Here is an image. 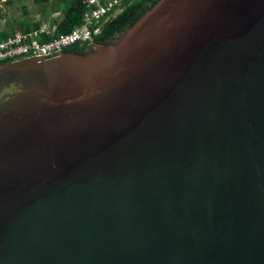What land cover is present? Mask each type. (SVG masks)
Returning <instances> with one entry per match:
<instances>
[{
    "label": "water",
    "instance_id": "obj_1",
    "mask_svg": "<svg viewBox=\"0 0 264 264\" xmlns=\"http://www.w3.org/2000/svg\"><path fill=\"white\" fill-rule=\"evenodd\" d=\"M0 264H264V0L0 64Z\"/></svg>",
    "mask_w": 264,
    "mask_h": 264
},
{
    "label": "built area",
    "instance_id": "obj_2",
    "mask_svg": "<svg viewBox=\"0 0 264 264\" xmlns=\"http://www.w3.org/2000/svg\"><path fill=\"white\" fill-rule=\"evenodd\" d=\"M125 0H86L81 23L65 34L53 36L56 26L40 23L29 32L14 31L4 38L0 37V64L24 57H35L52 51L65 50L72 45L89 44L94 36L100 34L101 26L115 17ZM42 36H48L41 42Z\"/></svg>",
    "mask_w": 264,
    "mask_h": 264
},
{
    "label": "trees",
    "instance_id": "obj_3",
    "mask_svg": "<svg viewBox=\"0 0 264 264\" xmlns=\"http://www.w3.org/2000/svg\"><path fill=\"white\" fill-rule=\"evenodd\" d=\"M158 0H125L122 10L112 19L106 21L101 26L100 34L94 36L93 41L100 44L109 43L116 35L120 34L125 28L131 26L145 11L151 8ZM53 10L59 9L62 14L61 21L56 23V28L53 36L65 34L72 30V28L81 23L82 13L85 10V3L82 0H54ZM38 28L35 26L34 29ZM33 30V29H32ZM31 30L25 29L21 32H29ZM1 38L6 37L1 36ZM50 37L42 36L41 42H45ZM86 44L72 45L65 52L85 53L83 51Z\"/></svg>",
    "mask_w": 264,
    "mask_h": 264
},
{
    "label": "crops",
    "instance_id": "obj_4",
    "mask_svg": "<svg viewBox=\"0 0 264 264\" xmlns=\"http://www.w3.org/2000/svg\"><path fill=\"white\" fill-rule=\"evenodd\" d=\"M5 1L0 15V35L14 31L34 30L40 23L49 26L61 21L59 9L53 10L54 0H1ZM13 16V17H12Z\"/></svg>",
    "mask_w": 264,
    "mask_h": 264
},
{
    "label": "flooded vegetation",
    "instance_id": "obj_5",
    "mask_svg": "<svg viewBox=\"0 0 264 264\" xmlns=\"http://www.w3.org/2000/svg\"><path fill=\"white\" fill-rule=\"evenodd\" d=\"M100 43L98 42H94V41H91L89 44H87L83 51H89V50H93L94 48H96Z\"/></svg>",
    "mask_w": 264,
    "mask_h": 264
},
{
    "label": "rangeland",
    "instance_id": "obj_6",
    "mask_svg": "<svg viewBox=\"0 0 264 264\" xmlns=\"http://www.w3.org/2000/svg\"><path fill=\"white\" fill-rule=\"evenodd\" d=\"M4 3L5 1H1L0 0V11H2V7H4ZM2 14V12H0V15ZM13 17V16H12Z\"/></svg>",
    "mask_w": 264,
    "mask_h": 264
}]
</instances>
